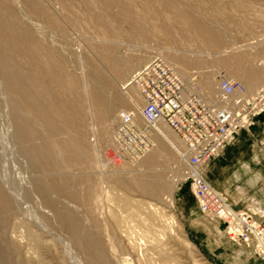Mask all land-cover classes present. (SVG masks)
<instances>
[{
	"label": "rangeland",
	"instance_id": "rangeland-1",
	"mask_svg": "<svg viewBox=\"0 0 264 264\" xmlns=\"http://www.w3.org/2000/svg\"><path fill=\"white\" fill-rule=\"evenodd\" d=\"M18 1L20 5L16 4ZM41 1L48 11L54 12V15L56 14L55 16L59 18L63 26L62 30L51 28L52 26L39 15L32 14L23 0H11L10 2L14 10L19 13L20 18L33 24L36 29L39 28L37 30L43 37L44 35L47 36H45L46 41L51 42L49 43L51 47H55V52L65 69L68 67L66 70H73L72 72L78 76L81 74L79 76L81 79L89 81L96 74L95 68H99L101 73L113 81L114 89L119 95L123 99L126 97L130 102L124 99L123 104L117 105L116 108L110 107L106 118L103 119L104 122L103 120H93L90 118L92 115L86 114L87 111L78 109L77 113V110H74L77 117L75 119L78 120H75V125H71V129L65 133L81 134L83 143L87 147L89 146L90 152L94 153L93 158L74 163L71 168H67L73 175L72 177L75 178L69 183V192L62 193L60 199L55 196L46 200L43 195L35 192L32 195L28 194V196L20 193L17 195L20 196L19 199L14 201L16 203L15 205L12 204L9 213L4 212L0 206V264H87L85 254H82L67 229L60 226L54 217V212L49 205L50 201L54 203L57 201L66 203L67 201L66 204L76 210L83 225L85 224L84 226H87L92 234L104 240H102L103 251L109 260L106 264H139L132 254L134 251L131 243L125 242L127 240L125 237L130 234L131 237L133 236L132 240L136 247H138L139 257L143 259L146 248L147 252L152 253V264L161 263V253L169 256L168 264H202L203 261L209 264H264L252 246L231 239L220 220L200 211L191 189L190 174L192 168L189 163L190 151L186 143L164 119L150 123L140 114L145 101L137 86L131 82L134 74L143 65L154 57H160L181 74L185 81L186 91L197 92L202 98V94H205L203 90L204 92L207 90L202 81L207 75H210L211 78L214 76L216 88L207 101L212 106H214L213 101L221 100L219 97V80L221 78L243 82L247 89H250L249 92H255L264 84V0ZM0 10L1 12L6 11L4 7H0ZM101 18L113 24L116 30L112 34L105 32L99 24ZM204 30L209 35H206ZM200 34L204 35L201 36ZM208 36L215 38H211L213 40L210 41ZM217 40L218 43H214ZM107 43L111 46L109 51L120 57L121 66H125L129 62L136 64L135 68L127 71L123 78L115 77L113 67L107 60L104 53L106 51L104 46ZM240 52L248 55L246 60L242 62L243 66L252 74L262 75L261 79L254 85L255 87L252 86V89L248 87L243 78L234 73V65L229 62H218L219 59L228 54ZM143 54L146 55V58L140 60ZM67 59L68 61H65ZM134 59L135 62H133ZM183 59L186 61L183 62ZM74 68L76 69L74 70ZM84 75L87 76V79ZM1 78L2 73L0 71ZM42 78L49 87H53L52 89L64 95V91L52 80L48 81V77L46 80V76L43 74ZM98 84H100L98 90L102 92L104 89L101 87V83ZM128 92L132 94L133 100L139 103L138 113H136V109L130 108L131 97L126 96L129 94ZM105 94L111 98L112 94L107 89ZM0 96L2 99L4 98V102L0 98V110H2L6 97L1 85ZM121 110L127 112L124 117L119 113ZM79 111L85 114L81 115ZM88 114L89 117H87ZM134 116L135 119L137 118L136 122L131 121ZM259 117L256 118L255 124L243 130L255 126ZM138 118H141V121ZM6 121L9 120H5L1 116L0 133H3ZM59 122L63 121L59 120ZM78 122L84 123L83 131L81 128L78 129L77 124L80 125ZM97 122L99 127L96 125ZM90 140L91 143H88ZM6 142L8 140L5 139L0 142V152L6 150L5 154L7 155V161L4 162L7 166H5L4 171L8 174V180L4 182V187L10 189L6 191L13 197V193H19L13 186V176L25 183L33 178L34 171L28 169L26 158L18 153L7 151ZM9 146L11 148V145ZM154 150L159 153L158 159L156 158L151 164H146L147 154L149 155ZM224 153L225 151L217 158ZM22 157L24 161H22ZM94 158L95 160H93ZM213 160L202 172L204 178L234 208L247 210L258 218L249 209L233 205L230 199L213 185L212 175L209 172V166ZM82 166H86V168H82ZM74 169L85 170H79V173ZM1 174L0 172V182L2 180ZM90 176L92 177L90 178ZM133 177L138 180L141 179L145 184L154 183L161 189L159 188L158 193H153L149 191L148 187L139 186ZM10 186L12 187L9 188ZM13 190V193L9 192ZM73 192L77 193L79 198H72L70 193ZM89 194H91L90 200L85 201L80 198ZM119 195L128 196L131 201L127 205L122 204L115 198ZM93 204L95 205L93 206ZM151 207L159 210L164 217H167L169 226L166 229L158 227L159 224H156L157 228L146 232L144 219L147 213L152 211ZM110 208L114 209V212L116 211L118 217L119 215L122 216L120 218L125 217L123 219L125 225L122 222V230L125 234L122 233L123 231L120 232L123 234V238H120L124 247L122 251L117 247L115 249L110 234L108 236L109 229L113 225ZM95 219H99V226L95 225ZM103 220L105 221L103 222ZM260 221L264 225V222ZM27 223L33 227V231L42 240L37 246L27 236ZM40 223L43 224L40 225ZM5 254L7 255V262L2 261Z\"/></svg>",
	"mask_w": 264,
	"mask_h": 264
},
{
	"label": "bare ground",
	"instance_id": "bare-ground-1",
	"mask_svg": "<svg viewBox=\"0 0 264 264\" xmlns=\"http://www.w3.org/2000/svg\"><path fill=\"white\" fill-rule=\"evenodd\" d=\"M10 1L11 0H0V7L2 8L4 7L6 10L5 12H1L0 10V71L2 73V78L0 79V85H1V88L4 90V95L6 97L5 99L6 102L3 103L4 107L2 110H0V119L2 116V118H4L5 120H9V121H6L5 127L3 128L4 130L3 133H0V142L3 139L8 140V142H6L7 144L5 143L7 145L6 147L7 151H11L12 153H18L19 155L26 158L28 169L33 170L34 175L31 180L27 181L28 183L20 182L17 178L15 179V177L13 176V181H14L13 186L15 187L16 191H19V193L18 194L13 193L14 190L9 191L13 193V197H11L12 194L10 195L8 191H6L8 188L6 187L7 189H5L4 187V182H7L8 180V176H7L8 174L4 171L5 166H7L4 163L5 161H7V157H6L7 155L5 154L6 150H3L2 152H0V172L2 173L1 174L2 183L0 182V206L2 207V210L7 213H9L12 204L15 205L16 202L14 203V201H17L19 199L20 196H17V195H20V193L27 194L28 196V194L32 195L35 192V193H39L43 195L46 200H50V198L55 197V196H58L59 197L58 199H60L61 198L60 196L62 193L64 194L66 192H69V183L72 182L73 179L75 178V177H72L73 175L70 173V171L67 168L68 167L71 168L72 167L71 165L74 163H78L86 159L88 160L94 155V153L90 152V150L88 149L89 146L87 147L85 143H83V140L81 139L82 136H80L81 134L78 135L77 133L76 135L73 133L72 134L65 133V131H68L71 129V125H75L76 123L75 118L77 117L75 116L76 112L74 113V110H77V113H78V109L87 111L86 114L89 113L90 115H92L90 118H92L95 121L97 120L102 121L103 119L106 118L110 107L116 108L117 105L123 104L122 101L124 99H126L127 102H130L127 100L126 97H124L123 99L121 95H119V93L114 89L113 81H111L107 76L101 73L99 68H95L96 74H94L95 76H93L92 78L89 77L91 78L89 81H86L85 79L84 80L81 79L79 77L81 74L78 76L77 74L72 72L73 70L72 71L66 70L68 69V67L65 69L64 64L60 61V59L57 56L58 54L55 52L56 51L54 49L55 47L54 48L51 47L49 45V43L51 42L46 41L45 39L46 35H44L43 37L37 30L39 28L36 29L33 26V24L27 23L28 21L25 22L22 18H20V16L18 15L19 13H17L14 10ZM111 1L114 2V0H111ZM23 2L25 3L28 10L32 12V14L34 13V14L39 15L45 22H47L50 26H52L51 28L62 30L63 26L61 25V21L59 20L57 16H55L56 14L54 15V12L51 13L50 11L47 10V8L43 5L44 3H42L43 1L23 0ZM17 3L20 5L19 1L16 2V4ZM99 24H101L105 32L112 34V32L116 30L113 24L108 23L103 18L100 19ZM203 32L206 33L205 30ZM203 35L204 34H202L201 36ZM206 35H209V34L206 33ZM213 37L214 36L212 37L208 36L207 38L211 39ZM216 39L218 38L216 37ZM212 40L213 39H211L210 41ZM216 42L218 43V40L214 41V43ZM104 47H105L104 49H106V51L103 49L105 51L104 53L106 54L108 62L113 67V71L115 72L114 73L115 77L123 78V76L125 75L127 71H130L135 68L136 64L131 63V62L126 63L125 66H121L120 57L117 54H114L112 51H109L111 47L110 44L107 43V45ZM99 48L100 47H98V49ZM247 56H248L247 53H243V52L230 54V55L228 54L226 57H222L221 59H219L218 62L220 63L229 62L231 65H234L235 66L234 73L238 75L239 77L243 78L245 83L248 85V87L252 89L253 88L252 86L256 85V83L261 79L262 75L252 74L246 69V67L243 66L242 62L243 60H246ZM145 58H146V55L143 54L141 55L140 60H145ZM189 59L191 58L189 57ZM138 60L136 61L138 62ZM65 61H68V59ZM185 61L186 59H183V62ZM133 62H135V59ZM75 69L76 68H74V70ZM76 73H79V72H76ZM42 74L46 76V80H48L47 79L48 77L49 78L48 81L52 80L60 89H62L64 91V95H61L57 91L52 89L53 87L52 88L49 87L46 84V82L43 80ZM213 78L215 77L213 76ZM213 78H211L210 75H207L202 81L205 85V88H207L205 92L203 90V93L205 94H202L206 102L209 100V98L213 94L212 92L216 88V85H215L216 83H214V81L216 80H213ZM98 83H101V87L104 89L102 92L98 90V87H100L99 86L100 84ZM106 89L109 92H111L112 94L111 98L106 96L105 94ZM126 96L129 98L131 97L130 99L131 103H129L130 108L134 110L136 109L135 111L136 113H138L139 103L133 100L132 94L129 93ZM2 102H4V98L2 99ZM213 104L215 107H220L224 104V102L222 100H215L213 101ZM121 106L123 107L124 105H121ZM119 113L121 114L122 117H124L127 112L124 110H121ZM80 114L83 115L85 113L83 112ZM80 114L79 116H81ZM89 114L87 117H89ZM140 114H142V112H140ZM136 119L134 116V118L131 121L136 122L137 121ZM140 119L138 118V120ZM59 120L63 122H59ZM78 123H80V125L77 124L78 129L81 128L83 131L84 123L82 122H78ZM96 125L98 126L99 123ZM97 126H95V128ZM89 131H92V130H89ZM88 143H91V140ZM88 143L86 144L88 145ZM9 145H11V148ZM100 154H97V155H100ZM158 155L159 153H157V150H154L153 152L149 153V155L147 154L145 163L146 164L153 163ZM23 157H22V161H24ZM93 160H95V158ZM86 166H82V168L83 167L86 168ZM74 170L79 172L80 169L79 170L74 169ZM83 170L85 169H82L80 171H83ZM97 173L100 174L99 172ZM12 174L14 173L12 172ZM91 177L92 176H90V178ZM86 179L89 180L88 178ZM133 180H135V182L139 184V186H141L142 188L148 187L149 191L153 193H158L161 189L154 183L148 182L145 184L143 181H141V179L138 180L136 177H133ZM88 184H89V181H88ZM86 186L88 187L87 184ZM11 187L12 186H10L9 188ZM70 194L72 198H79L77 193L73 192ZM98 195H102V194H98ZM114 195L112 196L113 198H114ZM80 198L85 201L87 199L90 200L91 194L87 195L86 197H80ZM93 198H95V196H93ZM110 198L111 197L109 196V199ZM115 198L117 199V201L125 205H127L131 201L130 198H128V196H125V195H119V196H116ZM59 202L61 203L59 204ZM59 202L58 201L57 203H54L51 201L49 202L50 203L49 205L51 206L54 212V215H55L54 217L56 218L60 226H63L67 229V231L71 235L72 240L78 245L82 254L83 253L85 254L87 264H106L108 263L109 260L106 258L105 256L106 253L104 254V251H103V246H104L102 244L103 239H101L97 235L92 234L87 229V226L85 227L84 226L85 224L83 225V222L81 218L79 217V215L77 214L76 210L70 207L69 205H67L66 204L67 201L66 203H63L62 201H59ZM94 205L95 204H93V206ZM151 209L152 211L148 212L149 214L147 213V216L144 219L146 232L155 228L156 224H159L157 225L158 227L160 226L163 229H166L169 226L168 221L166 220L167 217H164L163 214L159 212V210L153 209L152 207ZM94 216L96 215L94 214ZM94 216L92 215V217ZM112 217H113L112 219L113 225L109 229L108 236L110 234V238L112 240L113 245L115 246V249L117 247L121 249L122 251V248L124 247H123V242L122 243L120 242V238L123 236V234H121L120 232L123 231L122 222L124 221L123 219H125V217L120 218L122 217L120 215L118 217L116 211L114 212V209L112 210ZM98 220L95 219L94 223L95 225L99 226L100 222H98ZM104 221L105 220H103V222ZM41 224L43 223H40V225ZM26 226H27V229L26 228L25 229L28 232V235H27L29 236L28 238L32 240L35 246L39 245V243H41L42 241L39 235L33 231L32 229L33 227H30L31 226L30 224L27 223ZM122 233H124V231ZM130 235L125 237V239H127L125 240V242L127 244L129 242L131 243L133 247V251H134L132 254L135 257V259L138 260L139 264L142 262L145 264H152V261H153L152 253L147 252L146 251L147 248H146L145 252L143 251L144 252L143 259L142 257H139L138 250H137L138 247H136L135 243L132 240L133 236L131 237ZM135 251H137V253H135ZM168 259H169L168 255L164 253L160 254V260H161L160 264H168L167 263ZM2 261L7 262L6 254L3 255ZM202 264H209V263H207L206 261H203Z\"/></svg>",
	"mask_w": 264,
	"mask_h": 264
},
{
	"label": "built area",
	"instance_id": "built-area-1",
	"mask_svg": "<svg viewBox=\"0 0 264 264\" xmlns=\"http://www.w3.org/2000/svg\"><path fill=\"white\" fill-rule=\"evenodd\" d=\"M131 82L145 101L142 116L150 123L164 119L186 143L191 189L200 211L220 220L231 239L252 246L264 261L262 222L251 212L234 208L202 173L241 130L264 113V84L249 92L243 83L221 78L219 97L224 104L215 107L199 93L186 91L181 74L160 57L143 65Z\"/></svg>",
	"mask_w": 264,
	"mask_h": 264
},
{
	"label": "crops",
	"instance_id": "crops-1",
	"mask_svg": "<svg viewBox=\"0 0 264 264\" xmlns=\"http://www.w3.org/2000/svg\"><path fill=\"white\" fill-rule=\"evenodd\" d=\"M209 172L213 185L233 205L249 209L264 222V113L211 162Z\"/></svg>",
	"mask_w": 264,
	"mask_h": 264
}]
</instances>
